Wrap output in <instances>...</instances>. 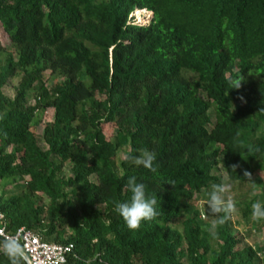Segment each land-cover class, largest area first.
Returning a JSON list of instances; mask_svg holds the SVG:
<instances>
[{"label": "trees", "instance_id": "obj_1", "mask_svg": "<svg viewBox=\"0 0 264 264\" xmlns=\"http://www.w3.org/2000/svg\"><path fill=\"white\" fill-rule=\"evenodd\" d=\"M0 28L6 232L72 244L65 264H264L206 205L220 171L244 219L264 204V0H0ZM143 150L150 169L126 159ZM133 176L156 215L129 230L115 205Z\"/></svg>", "mask_w": 264, "mask_h": 264}, {"label": "clouds", "instance_id": "obj_2", "mask_svg": "<svg viewBox=\"0 0 264 264\" xmlns=\"http://www.w3.org/2000/svg\"><path fill=\"white\" fill-rule=\"evenodd\" d=\"M138 10H145L149 12L151 18L150 11L143 8L136 9L133 12ZM133 12L130 17L134 22ZM134 24L144 25L146 23ZM228 85L229 88H239L240 79H236L235 81L229 80ZM126 159L134 167L142 166L146 169H150L154 155L148 150H143L138 154L129 155ZM244 175L249 176V173L244 172ZM213 188L214 191L210 193L208 199L206 200L207 208L213 213H230L234 208L233 201H231V199L224 200L221 198V195H219L226 191V186L217 184L213 185ZM126 191L129 193V197L127 200L115 205V213L122 219L127 229L134 230L139 227L141 221H149L156 215L154 209L156 201L145 195L144 184L137 182L134 176L127 178ZM251 219L254 221L264 219V204L260 202H254L251 204ZM219 222L223 223V219H220ZM0 255L7 258L8 264H22L25 260L24 250L19 241L14 237H10L7 241H4L2 245H0Z\"/></svg>", "mask_w": 264, "mask_h": 264}, {"label": "rangeland", "instance_id": "obj_3", "mask_svg": "<svg viewBox=\"0 0 264 264\" xmlns=\"http://www.w3.org/2000/svg\"><path fill=\"white\" fill-rule=\"evenodd\" d=\"M133 19L135 20L133 23H139V24H143V23H147L148 20H150V13L145 11V10H138L133 12ZM0 42L4 45H6L7 43V38L4 35V33L2 32L1 28H0ZM48 76V73L45 72V77ZM5 94L11 96L12 90L11 88H9L8 86H4V90ZM239 104L236 103L234 105V107H237ZM52 114L53 111L52 109H47L42 117L41 123L35 128L33 129V132L36 134V136L38 138L41 137V133L43 130V126L45 124V122H49L52 119ZM102 131L103 134L106 136V138H112V135L114 133V125L111 123H102ZM41 140V139H39ZM40 145H43L40 141ZM217 174H219L222 178V186H226L227 188V184L225 182V175L223 174V172H217ZM261 176V180L264 181V178L262 175ZM248 185L245 186V188H247ZM259 189H255L252 190L250 193H248V198L253 195V194H258ZM221 195V198L224 200H228L231 199V194L229 192H227V189L224 193L219 194ZM232 201V199H231ZM203 203H205L203 200H197L196 204L201 208L200 211V217L205 220L206 219V215L205 212L203 211ZM230 217H231V221H232V227L235 233L238 234V236H242L243 240H242V244H251V245H257V246H261L264 242V226L257 224V223H253V221L251 220H246L242 217L240 210L238 207H234L233 210L230 212ZM254 227H257L258 229H254ZM248 230H250L249 232H247ZM45 239V238H43ZM46 241H50L48 239H45Z\"/></svg>", "mask_w": 264, "mask_h": 264}, {"label": "built area", "instance_id": "obj_4", "mask_svg": "<svg viewBox=\"0 0 264 264\" xmlns=\"http://www.w3.org/2000/svg\"><path fill=\"white\" fill-rule=\"evenodd\" d=\"M2 217L0 214V219ZM10 237L16 238L21 244L25 253V264H65L66 255L72 249V244L62 245L46 241L37 232L25 227L8 233L0 225V238L7 241Z\"/></svg>", "mask_w": 264, "mask_h": 264}]
</instances>
